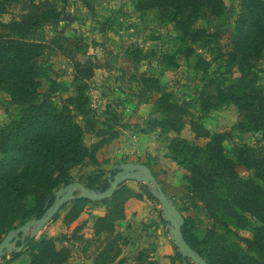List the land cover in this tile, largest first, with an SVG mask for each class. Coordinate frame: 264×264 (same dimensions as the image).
<instances>
[{"label": "trees", "instance_id": "obj_1", "mask_svg": "<svg viewBox=\"0 0 264 264\" xmlns=\"http://www.w3.org/2000/svg\"><path fill=\"white\" fill-rule=\"evenodd\" d=\"M57 1L66 3L68 0H26L29 8L20 21L1 24L0 92L9 95L11 104L22 110L0 130V243L9 232L41 218L47 203L53 204L55 193L73 183L71 171L93 159L103 145L118 138V133L110 127L108 131L101 129L96 133L98 144L89 147L85 144L87 129L79 124L78 118L93 120V117L87 110L86 85L81 83L92 80L95 70L101 68L78 58L83 51L82 44L74 43L75 49L66 51L74 64L73 94L50 77L47 61L52 47L32 39L59 18ZM236 1L240 11L235 18L233 50L228 58L230 66L238 69L239 77L229 86H224V80L218 78L207 79L200 95V107L202 113L209 115L224 106H234L242 117L234 130L242 134H262L264 138V90L259 85L256 70L264 56V0ZM16 2L0 0V15H6ZM136 9L156 11L160 21L173 25L177 33L175 51L161 54L158 64L177 67L178 56L187 60L196 57L195 68L209 73V64L197 56L194 46L202 44L205 49L221 39L219 30L210 29L226 18L224 0H137ZM199 22L207 23L208 28H198ZM44 81L51 84L46 97L42 98L40 90ZM140 81L148 93L154 91L160 95L156 106L161 119L154 125L165 132H181L188 110L175 102L174 95L162 88L158 79L142 77ZM59 93L71 95L60 103L54 99ZM119 121L113 117L112 123L120 125ZM88 123L96 131L93 123ZM190 128L196 139L208 140L207 145L203 148L179 139L169 145V150L185 171L183 180L191 207L203 210L224 231L209 230L200 240L192 232L191 220L184 217L185 240L207 264H264V145H252L242 139L238 144L234 142L233 133H211L194 121ZM228 141L234 143L230 151L226 148ZM240 167L252 171L253 176L241 177ZM85 186L104 191L109 183L107 179L99 187ZM140 189L149 200L158 203L145 185H140ZM134 197L143 198L122 185L111 199L103 202L73 201L53 222L58 221L68 207L63 220L68 227L79 219L86 207L91 210L105 207V215L93 217V240L78 236V228L70 241L84 243L86 250L95 248L93 261L87 264H114L121 253L120 241L124 240L116 233V223L125 219V204ZM163 223L166 224L164 220ZM241 231H250L252 237H242ZM56 244L55 239L42 236L29 243L24 252L13 254L12 259L17 260L28 250L29 264H67L71 250L58 249ZM148 260L149 256L142 253L137 263L147 264ZM177 260L184 262L179 253Z\"/></svg>", "mask_w": 264, "mask_h": 264}, {"label": "rangeland", "instance_id": "obj_2", "mask_svg": "<svg viewBox=\"0 0 264 264\" xmlns=\"http://www.w3.org/2000/svg\"><path fill=\"white\" fill-rule=\"evenodd\" d=\"M136 2L137 0L57 1L59 18L32 39L52 47V54L47 61L50 77L68 87L71 93L74 92L71 85L74 84L75 71L66 51L74 50V43L82 44L83 51L78 56L82 62L91 61L101 68L95 70L92 80L81 83L86 85L84 96L88 99L87 110L92 114L93 120L78 118V122L87 129L85 144L88 147L98 144L99 140L95 135L101 129L108 131L110 127L114 128L118 138L103 145L93 159H88L85 164L72 170V181L99 187L106 183L112 168L121 163L148 165L161 186L171 195L177 208L183 210L182 215L191 220L194 236L201 240L209 230H224L203 210L191 207L183 180L185 171L173 159L169 145L179 139L203 148L207 145L208 140L196 139L191 131L192 121L203 125L211 133H233L234 142L238 144L244 140L252 145H264L262 134H242L234 130L242 121L241 114L234 106L227 105L205 115L199 102L207 79L218 78L224 80V86H229L239 77L238 69L230 66L228 55L233 50L235 18L240 11V4L236 0H224L227 7L226 18L210 29L219 30L221 39L205 49L202 44L194 46L197 56L209 64V73L206 74L195 68L196 57L187 60L184 56H178L177 67L167 68L158 64L161 54L175 51L177 33L173 25L160 21L156 11H138ZM28 8L26 0H17L9 7L6 15H0V34L1 24L12 20L20 21L27 14ZM197 27L208 28V25L199 22ZM256 70L259 85L264 90V56ZM142 77L158 79L162 88L174 95L175 102L188 110L189 115L184 118L185 127L181 132H165L154 125L156 120L161 119L156 106L160 95L154 91L148 93L140 81ZM50 84L48 81L43 82L40 90L42 98L49 92ZM71 93H59L54 99L63 103ZM21 110L22 108L11 104L9 95L0 92V130L15 120ZM113 117L120 120V125L112 123ZM88 122L93 123L96 131L92 130ZM233 145L228 141L227 150L230 151ZM238 172L243 178L253 176L252 171L242 167L238 168ZM125 185L143 198L129 199L125 204V219L116 223V233L121 234L124 240L120 241L121 253L114 264H138L142 253L149 256L147 264H183L177 260L179 252L170 239L167 225L163 223L160 205L149 200L136 182ZM128 204H133L129 207V219L126 217ZM136 204L140 207L135 206ZM69 209L70 207L61 213L58 221L50 223L36 240H40L42 236L53 238L57 241L58 249H70L72 255L67 264L92 263L95 248L86 250L84 243L70 239L78 228V236L84 240L95 238L93 210L86 207L79 219L68 227L63 220ZM140 214H146V218H138ZM254 224L256 225L255 221ZM239 234L244 238L252 237L250 231H241ZM27 252L30 253L28 250ZM28 253L25 255L28 256ZM12 258L9 256L2 259L0 264H10L15 261Z\"/></svg>", "mask_w": 264, "mask_h": 264}, {"label": "water", "instance_id": "obj_3", "mask_svg": "<svg viewBox=\"0 0 264 264\" xmlns=\"http://www.w3.org/2000/svg\"><path fill=\"white\" fill-rule=\"evenodd\" d=\"M107 179L109 187L104 191L90 189L79 182L61 187L55 193L53 204L49 206V202L47 203L46 212L41 218L32 219L8 233L0 243V260L24 252L26 246L36 240L62 209L73 201L86 199L95 203L103 202L111 199L122 185L136 182L139 185H145L159 203L170 239L184 259L183 264H207L185 240L183 236L184 216L173 200L164 192L150 167L139 163H121L112 168Z\"/></svg>", "mask_w": 264, "mask_h": 264}, {"label": "crops", "instance_id": "obj_4", "mask_svg": "<svg viewBox=\"0 0 264 264\" xmlns=\"http://www.w3.org/2000/svg\"><path fill=\"white\" fill-rule=\"evenodd\" d=\"M162 187H163V185H162ZM163 189H164V191H165V193L170 197V198H172L171 197V195H169V193L166 191V189L163 187ZM133 204H128V206H127V208H126V217H127V219H129L130 218V216H131V212H130V209H129V207H131ZM135 206H137V207H140V206H138V204H136ZM102 207V208H101ZM106 210H105V207H103V206H99V207H97V208H95L94 210H93V213H94V215H96V216H103V215H105V212ZM146 214H144V216L142 215V214H140L139 216H138V218H140V219H142V217L143 218H146V216H145ZM153 230V229H152ZM164 241V240H163ZM165 243V242H164ZM166 247H167V249L169 250V251H171V248H169L168 246H167V244H166ZM165 247V248H166ZM30 263V258H29V256H26V255H23V256H21L20 258H18L17 260H15L14 262H12V263H10V264H29Z\"/></svg>", "mask_w": 264, "mask_h": 264}, {"label": "flooded vegetation", "instance_id": "obj_5", "mask_svg": "<svg viewBox=\"0 0 264 264\" xmlns=\"http://www.w3.org/2000/svg\"><path fill=\"white\" fill-rule=\"evenodd\" d=\"M114 175H115V174H114ZM114 175H113V176H114Z\"/></svg>", "mask_w": 264, "mask_h": 264}]
</instances>
